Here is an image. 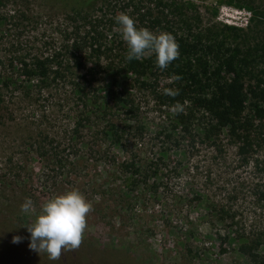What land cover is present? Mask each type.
Returning <instances> with one entry per match:
<instances>
[{"label":"rangeland","instance_id":"1","mask_svg":"<svg viewBox=\"0 0 264 264\" xmlns=\"http://www.w3.org/2000/svg\"><path fill=\"white\" fill-rule=\"evenodd\" d=\"M160 1L0 0V264H264V198L259 194L264 190V118L254 120L255 144L245 161L224 133L218 148L198 144L195 150L182 149L180 156L167 133L174 112L184 105L166 102L170 79L149 81L136 92L140 143L132 155L149 164L156 161L157 149L166 148L169 157L160 172L163 196L137 200L124 195L127 178L117 164H104L96 142L87 141L94 133L85 130L70 139L75 101L68 79L42 92L20 82L22 63L34 57L67 63L62 64L67 73H83L73 67V56L87 59L95 52L91 44L103 49L105 36L116 46L123 41L115 21L120 13L129 14L137 27L192 38L178 10L167 4L171 0ZM186 1L199 13L188 26L239 29L226 34L241 54L254 57L248 67L263 78L264 0ZM233 9L250 12L245 28L226 24L236 20ZM245 114L255 118L251 98ZM73 189L92 206L87 228L78 248L51 260L29 248L25 225L44 202ZM27 198L33 209L22 213ZM14 236L21 241L13 243Z\"/></svg>","mask_w":264,"mask_h":264},{"label":"trees","instance_id":"2","mask_svg":"<svg viewBox=\"0 0 264 264\" xmlns=\"http://www.w3.org/2000/svg\"><path fill=\"white\" fill-rule=\"evenodd\" d=\"M167 4L178 10L192 38L187 39L172 30L180 54L165 69L157 67L154 55L141 60H127L126 43L117 42L116 46L105 36L103 49L100 43L96 46L91 44L95 52L87 59L73 56V67L83 73H67L62 67L67 63L50 64L47 57H34L32 62L22 63L20 74L23 88L29 90L36 85L39 92L50 83L68 79L75 101L70 139L80 136L85 130L94 133L87 141L96 142V152L104 164H117L127 178L124 195L137 200L163 196L159 191L164 178L160 172L166 168L165 160L169 157L166 148L157 149L156 161L149 164L132 155L140 143L136 136L139 118L136 92L149 86V81L160 76L170 79L171 86L163 95L166 102L184 105V110L174 112L173 129L167 133L169 140L175 142L173 150L180 156L185 154L182 149L195 150L198 144L218 148L217 140L224 133L245 161L255 144L251 132L254 120L264 118V76L262 78L249 69L254 57L241 54V47L232 46L226 34L227 30L239 29L214 24L188 26L189 18L199 20V13L192 9L190 1L171 0ZM76 14L86 18L80 11ZM101 36L99 40L103 38ZM53 66L56 67L53 69ZM1 96L0 92V100ZM249 98L254 100L255 118L252 119L245 114ZM178 143H184L186 148L177 146ZM119 155L123 157L117 162ZM259 194L264 198V190ZM152 212L155 214L156 210ZM245 247L241 248L244 253Z\"/></svg>","mask_w":264,"mask_h":264},{"label":"clouds","instance_id":"3","mask_svg":"<svg viewBox=\"0 0 264 264\" xmlns=\"http://www.w3.org/2000/svg\"><path fill=\"white\" fill-rule=\"evenodd\" d=\"M115 21L127 45V60H141L154 55L157 67L165 69L179 57V44L171 33L137 27L136 21L127 13L118 14ZM91 207L86 197L75 189L48 199L35 219L25 225L30 234L29 248L46 253L51 260H58L64 250L78 248L87 228L86 216ZM32 209L33 201L27 198L21 205V212L30 213ZM20 241L21 237H13V243Z\"/></svg>","mask_w":264,"mask_h":264},{"label":"built area","instance_id":"4","mask_svg":"<svg viewBox=\"0 0 264 264\" xmlns=\"http://www.w3.org/2000/svg\"><path fill=\"white\" fill-rule=\"evenodd\" d=\"M233 10H234V14H231V16L233 18H236V20H225L226 24L245 28L248 24V19L250 18V12L245 11V9H233Z\"/></svg>","mask_w":264,"mask_h":264}]
</instances>
